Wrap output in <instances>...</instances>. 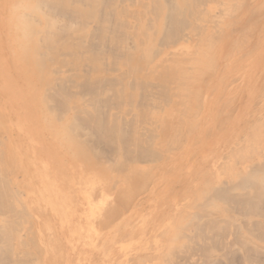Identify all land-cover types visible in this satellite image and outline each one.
Instances as JSON below:
<instances>
[{"label":"bare ground","instance_id":"bare-ground-1","mask_svg":"<svg viewBox=\"0 0 264 264\" xmlns=\"http://www.w3.org/2000/svg\"><path fill=\"white\" fill-rule=\"evenodd\" d=\"M221 1L14 0L9 19L10 40H15L12 47L13 69L7 67L6 59L0 57V95L12 102L11 112L18 121V128L15 126L16 137L13 134L16 121L12 117L5 118L10 130L8 134L4 137V132L0 131V158L6 162L3 166L0 160V264H36L37 261L38 264H92L91 256L85 250L87 248L99 252L100 264H122L123 259L119 254L125 251L130 254L125 261L129 264H159V259H162L163 264H228V259L240 255L244 258V264H264V145H257L261 140L255 135L249 141L255 143L256 153L246 154L251 158L249 164L243 169L239 166L241 170H235L226 161L218 167L215 176L218 179L224 176L228 178L215 184L206 183L200 195L190 200L195 210L185 216L187 223L181 226L191 234L181 235L188 237L193 249H198L201 254L193 253L187 242L177 248L174 245L161 247V239L152 247L146 244L149 250L143 253L133 251L137 245L135 241L118 243L115 251L106 245L105 231L123 214L121 208L124 203L130 202L127 196L130 198L133 192L131 184V188L135 189L140 185L141 191L135 190L139 194L142 185L146 189L150 180L145 176L144 181L139 176V169L132 167V178L130 181L128 179L130 185L126 184V188L131 190L130 194H125L128 201L125 202V197L120 196L128 189L124 193L121 191L120 195V192H116L120 198L111 197L106 191V175L109 173L106 168L111 162L106 164L105 169L96 170L95 163H100L96 159L100 155L98 150L95 155L91 152H94L93 144H97L96 140L99 142L105 139L116 146L117 156L113 158L116 161L112 160L110 165L111 169L117 168L118 172H114L116 174L122 173L119 171L132 162L157 161L162 156L166 146L160 147L159 135L153 132L155 128L152 126L158 119L151 114L168 109L175 104L177 96L184 97L181 100L183 106L193 105L188 103L187 97H194L196 104L193 106L197 108L196 105H200L197 108L199 110L202 107V72L212 71L213 74L212 65L218 53L214 44L220 38L219 25L213 21L219 18L214 14L216 19L212 23L218 33L209 30L211 32L206 36L207 45L204 42L206 50L203 51L206 52L203 55L195 47L196 44L191 57L182 58L177 55L183 53L184 47L188 49L194 40L202 37L199 35L208 27L201 24L203 18L211 15L215 7L212 3L219 2L221 5ZM5 2L0 0V11ZM231 3L226 8L223 6V11L241 8L243 4L240 2L242 4L237 5L236 0L233 2L236 5ZM256 10L253 8L252 12ZM220 14L221 11L219 17L222 16ZM242 30L244 34L245 29ZM247 39H242L243 44L248 42ZM191 62L198 65L189 66ZM68 65L71 66L69 72L65 74L67 70L63 69L62 77L57 78L52 87L46 88L56 78L52 76L60 71L58 69ZM183 67L186 70L177 74ZM181 89L186 91L184 96L181 95L184 91L180 94ZM47 110L50 112L46 114L52 118H49V124L59 136L63 132L67 134L68 141L74 145L71 147L72 155L77 158L76 163L72 160L64 163L65 159L62 156L60 158V153L56 152L57 172L52 171L55 167L50 168L37 150L26 147L25 140L21 137L17 140L18 136L24 135L27 143L32 139L40 142V134H44L42 127L48 120L43 112ZM196 112L198 115L199 112ZM43 114L40 123L38 116ZM32 116L36 117L39 125L32 126ZM254 123L262 125V128L264 116H258ZM182 135V130L178 129L169 139V133L166 132L165 145L174 147ZM7 161L13 164L12 169ZM87 163L95 172H81L80 165ZM49 170L52 172L49 173ZM147 170L151 169L145 170L146 175L149 172ZM18 173L23 174L22 178ZM133 176L142 180H134ZM137 180L139 184L135 187ZM117 181L113 182L114 185ZM119 199L125 200L120 202ZM28 215L41 223L37 232L34 225L28 226L29 230L28 227L25 229L26 226L22 227ZM32 222L29 223L34 224ZM31 226L40 237L39 244L36 238L38 235L30 236L31 232L34 233ZM58 226L70 235L68 242L58 235ZM115 231L117 235L120 232L122 237L127 233L121 227ZM170 235L174 236L175 231L170 234L166 230L163 237L168 238ZM114 238L117 239L115 235ZM29 244L38 251L36 254H40L41 259L32 253L34 250H29L32 248ZM237 252L240 255L236 256ZM31 253L33 257H29ZM72 253L77 255L76 259L68 260V255ZM197 254L200 258H197ZM34 256H37L36 260ZM29 258L36 262L32 263Z\"/></svg>","mask_w":264,"mask_h":264},{"label":"rangeland","instance_id":"rangeland-1","mask_svg":"<svg viewBox=\"0 0 264 264\" xmlns=\"http://www.w3.org/2000/svg\"><path fill=\"white\" fill-rule=\"evenodd\" d=\"M5 1L6 2L1 7V11H0V57L6 59L7 67L13 69L14 56L12 55L13 54L12 47L14 45L15 40L13 41L10 40L11 34L9 27L10 25L9 19H10L11 9L14 0L12 2L10 0H5ZM225 1L228 2V0H223L221 1V5H219V2L212 3V5H214L215 7L211 11L210 13L211 15L209 17L203 18L204 21H202L201 24H206V26L208 27H206V30H204L202 35H199L202 36L200 37L201 40L197 36L198 38L196 40L199 39V41L201 42L199 43V41L197 42L196 40H194L190 44V46H188V49L187 47H184L183 53L177 55V56H181L182 58L188 56L191 57L193 51L196 50L195 49L196 46L200 49V54L203 55L206 52V51L203 52L204 50H206L205 46L207 45L206 36H209L211 32L209 30L217 31L218 33V29H219L220 32L218 33L220 37L219 42L214 44V47L215 48L217 47L218 49V53H217V60L212 65L213 74L212 71L210 73L209 71L206 72L204 71L202 72L203 77L200 76V78L202 77L201 79L202 83H200V85H202V88L204 89V92L202 89V96H201L202 98L201 103L203 104L202 107L199 110L197 108H199L200 105L199 106L196 105L197 108L193 106L196 104L194 97H189V98L187 97L188 103H191L193 105L188 107L185 104L183 106L181 100L184 99V97L177 96L175 97L176 100L175 104L170 106L168 109L151 114L153 117L155 116V119H158L157 123H155V125L152 124V126L153 128H155L153 132L155 131V133L159 135L158 141L160 143V147L163 148V146H166V148H163V152L161 154L162 156L160 155L161 159L158 158L157 161L150 160L149 162L147 161L144 163L132 162L131 164H127L128 166L126 165L127 167L124 168L125 170L121 169L119 171V172L122 171V173L116 174L118 172L117 168L115 167L116 169L114 170L113 168L111 169L110 166L113 161H116L113 160V158L116 159L117 156L116 146L115 145L112 146L113 143H110L111 142L110 140L106 141L105 139L103 140L101 139L102 141H104V144L100 140H98L100 143L97 142V140L95 141V144L97 143L96 145H98L99 147L98 146L95 147L96 145L93 144L94 152L93 151L91 152L93 153V155H95V153L99 151L98 155H100L99 156L100 158H98V156H95L98 159H96L95 157H93V159H96L97 162L100 161V163L105 160L104 163L102 164L98 162L99 165L98 163H95L97 166V168L95 167V169L103 170L105 169L106 164L108 162H111V164H108L110 168L108 165H107L108 169L106 168L107 170L106 172H109L106 175L107 176L106 180H108V183L106 184L107 187L106 191L108 192V194L114 198H116V196L119 198L121 196L123 198L125 197L126 193L129 192L130 194L131 190L133 189L132 190L133 192L130 194L131 195L130 198L129 195L128 196L126 195L130 200V202L128 201V199H126V197H125L126 200L124 199L125 202L128 201V203L123 202L124 205L121 208L123 214L118 218H116V220L111 223L112 224L111 228H108V230L105 231L106 232L105 237L107 240L106 245L109 249H114V248L116 249L118 243H128L131 241L133 242L135 241L137 245L134 247L133 251H139L140 253H143V252H148L149 249L147 250V248L152 247V245L155 242H157V240L160 239H161V243H160L161 247H165V248H169L173 245L174 248L175 247L177 248L180 245H185L186 244L185 242H187V244L191 246L192 243H189L190 240H188V237L185 238L183 237L191 233L188 232V229L186 230L185 227H183L184 228L183 229L181 226V225L184 226V224L187 223L185 216H187L189 212L195 210V208L191 207L190 204L191 198L198 197L206 183L215 184L219 181H222L223 179L228 178L227 176H224L218 179L215 176L218 167L223 165L226 161H229L235 170H241V168L242 169L245 168L249 164L251 159L246 154L250 153L249 155H251L255 151L254 149L255 143L249 141L250 138H253L254 135L256 137L258 136L259 139L261 140V142L260 143L258 142L257 145L259 147L264 145V129H263L264 126L261 128L262 125L254 123L258 116L260 115L264 116V93H263L264 92V16H263L264 2L260 4L263 0H253L251 2L250 0H240V1L236 0L237 5L238 4L241 5L242 3L243 4L242 6H240L241 8L238 9L235 8L236 11L233 8L232 10L234 11L231 13L232 11L231 9L226 12L223 11L224 9L223 6H225L226 8V6L230 5L231 3L230 1H232L231 3L232 5H236L234 4L235 0H230L227 4H223L226 3ZM253 8L257 9L258 11L256 10L257 12L253 13L254 12V11L252 12ZM220 11L222 12L220 16L224 15L225 16L223 17L224 19L221 18L222 16L221 17L218 16ZM228 12L230 13V15H228L229 14ZM234 12L236 13L233 14ZM216 13H218V15ZM214 14L216 15V17L219 18V19L217 18L218 20H220L221 18L220 22H218V20L217 21L215 20L216 18ZM258 16H260V18H258ZM248 17L251 18L248 20ZM255 19L257 20L255 22H252ZM212 20H215L213 22L216 25H219V28L218 26H216V29L218 28L217 30L214 29L215 27H213L214 23H212ZM250 25L254 27L250 28L249 27ZM220 27L223 28V30H221ZM231 29L233 31H231ZM242 29L247 30V32H245L244 30V34H243ZM249 30L250 33L248 32ZM251 36L253 38L252 40H250ZM246 38H248L247 40L249 43L245 42L244 43L245 47H244L243 40H246ZM204 42L206 45L204 44ZM224 63L226 64V66L224 65ZM186 64L187 62L184 65ZM197 65L198 64L197 63L194 64V62L189 63V66H197ZM70 67L71 66L68 65V66H64L63 68L62 67L59 68L58 71L59 70L61 71V72L59 71L60 74L58 72L57 74L53 75L52 77H56V78L51 82L50 84L51 86L47 85L46 88L52 87L54 81L57 78L62 77L63 75L62 73L64 70H67L65 71V74H67L69 72L68 69H70ZM182 70L185 71L186 68L185 67L181 68L180 70H178L177 74L179 73V71ZM197 73L200 74V71L198 70ZM205 73H207V76ZM181 92L183 93L181 94ZM185 92L186 91L183 89L180 90V94L183 96L185 95L184 94ZM11 103H12L11 101L0 95V131L4 132L3 136L4 135L6 136L10 131V130L8 131L6 124L7 120L5 118L12 117L14 118V120L16 119L15 118L16 116L11 112V109L13 108L11 106ZM196 111L199 112L198 115L195 114ZM228 111L232 112L233 114ZM47 112L49 113L50 111L47 110L43 112L45 113V116L48 120L46 123H44V126L42 124L43 126L42 129L44 130V134H40L42 142L41 140L39 142L36 141L35 139L34 140L32 139L30 140V143H27L24 135L18 136L17 140L19 141L20 137L23 140H25L26 147L37 150L38 153L42 155V158L47 160L48 164L50 165V168L55 167L52 171L57 172L58 167H56V163H55L57 162L55 155L56 152L60 153L59 155L60 158L62 156L63 160L65 159L64 163L68 162L69 160L70 161L72 160L73 162L76 163L77 158L72 155L73 152L71 147H73L74 145L68 141L67 134L63 132L61 136H59L57 131H54L53 126L49 124V118L50 119L52 118L50 117V115L46 114ZM133 113L134 112H132V114ZM193 115L196 116L193 117ZM38 117L40 118V123H42L41 118L44 117V114L39 115ZM2 119L5 124L2 123ZM164 119L168 121L166 120L164 121ZM15 121L16 122L14 123L13 127L18 126V121L17 120ZM37 121L38 120L36 119V117L32 116L30 123L32 124V126H36L37 124L39 125V122ZM196 122L198 123L197 124L198 126H196ZM152 126L150 125L151 129ZM161 126L163 130L161 129ZM16 127L15 130H13V134L15 137L17 136ZM188 127H190L189 129L191 132L188 131L187 129ZM191 127L194 128L191 129ZM195 127L197 128L195 129ZM178 129L182 130L183 133L179 143L174 147L172 145H165L166 142L164 141L165 138L164 136L166 135V132L169 133L168 138L170 139V136L173 135L175 132H177ZM207 129L209 131L211 129V131L209 132ZM161 132H163L164 136L162 135ZM49 133L52 134L50 135ZM107 143L109 144L107 145ZM26 147L24 148L25 151H26ZM101 150L104 152L105 155L107 156L109 155V156L108 157L104 156L103 152L101 153ZM114 150L116 154L114 153ZM109 151L111 153L113 152V155H111ZM254 153H256V151ZM242 155L243 157H241ZM105 157L106 158L111 157V158L107 160L104 159ZM1 161L3 162V166H4L6 162L4 163L3 159ZM1 161H0V166H1ZM7 165H9L12 169L13 164H10L7 161ZM89 165H90L89 163H87V165H80L81 172H83V170H86V173L91 174L94 171V169L92 170L89 167ZM132 167H135V169L136 168L139 169L140 171L139 176L143 178L144 181H145L144 178L145 176L146 179L149 178L150 180V182L147 181L150 183L149 186L147 185L148 187L146 186L145 183L146 186V189L144 188L145 190L143 189L144 185L141 184L143 187H142V192H139V194L138 193L136 194V191L138 192L139 189H140L139 191H141V187L139 188L140 185L137 187L138 189L137 188L135 189V188H131L132 186L131 184L130 191L128 188H126L127 186L126 184H128V186L130 185L129 181L131 180L133 174L131 172ZM147 168H150L151 170L150 171L147 170L149 172L146 175L147 172L145 173V170ZM52 171L49 170V173H51ZM22 175H23L22 173H18V176H20L21 178ZM136 178H138V176L134 177V180ZM114 181H117L115 185L113 183ZM137 183L139 184V181L135 182V185L134 184L133 185L136 187ZM125 190H127V192H125ZM121 191L122 192L124 191L125 193L123 192L124 194H122ZM116 192H120L119 195L120 194L122 195L118 196L116 195L118 194ZM132 195H134V198H132L133 197ZM119 200H121L120 202L124 201L123 199H119ZM28 219L29 220L31 219L33 221L32 223L34 224L29 223L31 220L29 221ZM28 219L25 220L27 222L26 223L24 222V226L22 225V227L26 226L25 229H27L28 226L34 225L37 232L41 227V223L36 222L35 218L32 215L31 217H29L28 215ZM32 226L30 229L32 228L34 229V227ZM120 227L123 230L127 231L126 235L123 237L120 236V232L118 235L115 234L116 232L115 229ZM35 229L33 231L34 233L32 232L30 233L31 237L32 234H34L35 237L38 235V233L35 232ZM166 230H169L170 234H172V232L175 231V235L174 236L170 235L168 238H164L163 235H164V231ZM182 233L184 234L183 236L181 235ZM179 234L181 235L180 237ZM48 235L49 233L47 232L46 235L47 238ZM58 235H60V237L62 236L65 242H68L70 240L69 239L70 235L68 234V232L61 230L60 226H58ZM114 235L116 236L117 239L114 238ZM175 237L177 239H173ZM36 238L39 244V240H38L40 239L39 235ZM200 242L202 243L203 240L200 239ZM146 244L150 246L146 248L145 246ZM193 248L194 247L191 246V251L193 250L192 251L193 253L199 252L197 251L198 250L197 248H196L197 250H194L195 248L194 249ZM29 250L31 252L34 250V252H32L34 254L38 252L34 249V247L29 248ZM85 250H87L89 256H91L92 264L101 263V257L98 251L96 250L94 251V249L92 248H87ZM32 253L30 254L29 257H33L31 256L33 255ZM26 254L29 255L28 252ZM198 254L201 253L199 252ZM198 254H197V258H200ZM238 254L240 255V252H237L236 256H238ZM36 255L41 259V257L39 256L40 254L39 255L36 254ZM37 256L36 258L34 256V260L37 259ZM129 256L130 254L128 251L119 254V257L123 259L122 264L129 258ZM68 257H69L68 260L71 259L74 260L76 259L77 255L75 253H72L69 254ZM238 257L237 258L235 257L236 261L234 258H231L232 261L228 259L227 261L229 262L226 261V263L231 264L234 261L235 263L233 262L232 264H238V263L240 264L241 262H243L241 264H244V258H242L243 256L240 255ZM240 257L242 258V260L241 262H238L240 260ZM106 259L107 258H105L104 260ZM29 260L32 263L36 262V261L33 262L32 261L33 259L30 258ZM159 260H160L159 264L164 263L162 262V259ZM37 262L36 264H38ZM112 262H115V259H112ZM125 264H129V263L125 262ZM147 264H151V262L150 263L147 262Z\"/></svg>","mask_w":264,"mask_h":264},{"label":"crops","instance_id":"crops-1","mask_svg":"<svg viewBox=\"0 0 264 264\" xmlns=\"http://www.w3.org/2000/svg\"><path fill=\"white\" fill-rule=\"evenodd\" d=\"M113 250V249H112ZM114 251H115V248H114Z\"/></svg>","mask_w":264,"mask_h":264}]
</instances>
